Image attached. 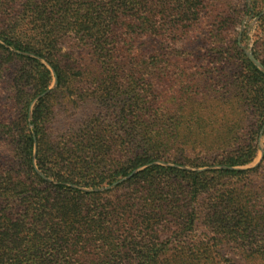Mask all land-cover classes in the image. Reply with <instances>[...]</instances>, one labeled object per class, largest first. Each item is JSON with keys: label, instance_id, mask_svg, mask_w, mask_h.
I'll use <instances>...</instances> for the list:
<instances>
[{"label": "trees", "instance_id": "1", "mask_svg": "<svg viewBox=\"0 0 264 264\" xmlns=\"http://www.w3.org/2000/svg\"><path fill=\"white\" fill-rule=\"evenodd\" d=\"M257 9L241 2L240 10L222 18L203 0H0V40L33 55L0 45V81L6 68L16 65L8 90L0 88V99L9 100L0 105V264L229 261L221 255L226 246H192L200 225L217 239L239 243L227 253L243 264H264V245L252 242L257 229L264 234V152L262 163L252 169L189 172L148 165L116 187L100 190L153 161L183 164L185 148L196 150L192 142L167 134L170 126L163 118L178 111L166 107L176 99L175 90L159 86L160 93L148 91L166 80L178 87L179 77L199 82L209 63L240 68L247 79L233 84H239V99L249 102L250 121L258 123L238 139L225 137L213 152H219L223 166L254 158L264 121V75L237 47L232 17L234 12L258 15ZM258 21L262 38L254 50L259 58V52L264 55V14ZM199 24L206 27L209 42L201 43L203 49L209 44V54L200 56L211 62L197 66L190 50ZM226 29L232 41H222ZM63 43L77 53V63L62 62ZM36 58L51 67L56 86L34 104L28 123L29 104L52 79ZM78 82L99 92L98 104L118 106L105 123L95 111L84 114L79 131L67 127L59 141L51 128L50 101L55 92L68 93ZM142 84L147 91H139ZM123 86L131 94L125 100L114 103L113 95L106 96L108 89ZM253 177H260L262 189L250 185ZM203 200L208 201L201 206Z\"/></svg>", "mask_w": 264, "mask_h": 264}, {"label": "rangeland", "instance_id": "2", "mask_svg": "<svg viewBox=\"0 0 264 264\" xmlns=\"http://www.w3.org/2000/svg\"><path fill=\"white\" fill-rule=\"evenodd\" d=\"M204 3H212L215 7L218 8L217 14L225 18L226 15L232 14L234 8L240 10L241 2H246L249 7L250 4H254L257 10L261 9L258 15H253V13L243 15L234 12V16L232 19L234 22L233 31L236 32V45L239 50L242 52L243 57L249 61L260 73L264 75V65L261 60H264V55L259 52V58L255 56V44L261 41L262 38V27L259 24V18L262 14H264V0H203ZM222 15V16H221ZM200 16V13L198 17ZM241 17V19H240ZM209 20V18H206ZM199 20L203 21L204 16L199 17ZM225 20V19H224ZM193 44L194 46L190 50L193 53V60H195L197 66L205 62H211L210 59L206 57H201L204 53L209 54V44L204 47H201V43L208 42L205 40L207 36H205V32L207 31L206 27L203 24H199L197 28L194 29ZM229 29L224 30L221 35L222 41L230 40L231 37L228 36ZM209 43V42H208ZM0 45L7 48L10 52H13L18 55L30 56L32 54L22 53L16 51L6 44H4L0 40ZM61 50V60L64 64H72L73 62L77 63V59L79 56L73 49H70L67 43H63ZM188 50V49H187ZM207 53H206V52ZM234 54V59L231 62H235L237 57L235 53L232 51L230 55ZM209 56V55H208ZM240 58V56H239ZM41 64H43L47 70H49L52 79L50 86L41 94L37 95L29 104L28 112H27V121L31 122L32 119V108L34 104L42 97L47 95L49 92L53 91L56 86V78L51 67L41 58H36ZM238 63V61H237ZM16 68L15 64H11L6 68L3 78L0 81V88L3 91L8 90V83L10 82V76L12 71ZM195 70L198 71L197 67H194ZM194 72V71H191ZM240 68L236 67V65H229L228 63H223L221 67H213L212 63L208 64V70L204 74V79L199 82L191 83L190 77L178 78L179 85L178 87L173 86L168 83H157L151 86V90L149 93H160V87H163L162 90H175L174 96L176 99H170L167 101L166 107L169 108V104L174 110H178L177 112H170L164 116V121L170 126L167 128V134L176 135V138L181 137L184 141L196 146V150H192L189 148H185L183 159L181 163L177 164L173 162H164V161H153L150 164L140 166L132 170V172L128 176H124L119 178L118 180L112 182L110 185L103 186L100 190H107L116 187L118 184L124 182L132 175L141 171L148 165L155 166H163V167H172L177 168L189 172H204L208 170H246L258 167L262 163L263 152H264V141L262 139V133L264 131V121L261 125V128L258 132V136L256 137V147L257 151L254 158L245 165L240 166H223L219 164V152H213L214 146H219V143L227 136L232 137L234 135V139H238V137L242 134L248 132L251 126H258V123H252L250 120L252 119L253 113L249 111V102L244 101L246 97H242L239 99L238 97V89L237 85L233 84V81L241 79H247L243 77L240 73ZM186 75H189L186 73ZM143 80H147L145 75L142 76ZM174 77H170L169 79H173ZM183 79V80H182ZM185 79V80H184ZM151 80V78L149 79ZM155 80V79H154ZM157 82V81H156ZM170 88V89H169ZM124 86L122 88L112 87L108 89L105 93L106 96H114L112 102L118 103L127 98L129 94V90L123 91ZM131 92L133 93V88L131 87ZM139 91L144 92L147 91L144 85L139 86ZM98 93H93V89L89 88L87 83H76L71 89L70 92H55L52 95L50 105L52 108L51 114V128L55 138L59 139L60 136L65 134V130L67 127L72 128L76 133L79 131L80 124L84 118V114H88L91 112H96L100 115L105 123V118L108 120V117L112 116V109L117 108L118 104L110 107L111 109L106 108L105 106L98 104L96 100V96ZM95 96V97H94ZM9 102L6 96H3L0 99V105H5ZM111 100L108 101L109 104L112 103ZM247 106V108H246ZM170 107V108H171ZM114 111V110H113ZM185 111L183 117L178 115V112ZM116 112V111H115ZM117 118V114L114 115ZM171 118V119H168ZM170 120V121H169ZM255 124L256 126L252 125ZM29 128L32 129V125L29 124ZM34 139V137H33ZM217 139V142H215ZM216 144V145H214ZM35 139L33 142V152L32 157L35 156ZM191 145V144H190ZM213 146V147H211ZM179 158V157H178ZM205 160V161H204ZM203 162H206L207 165L201 166ZM34 163V162H33ZM205 163V164H206ZM76 164V163H75ZM36 169V168H35ZM37 171V169H36ZM41 177L43 175L40 172H37ZM263 175V174H262ZM44 178V177H43ZM260 177H253L250 180V185L253 186L254 189H262L261 187ZM74 188L82 189V190H90L88 188L79 187L76 185H70ZM249 188V185H247ZM208 200H203L201 206L207 204ZM200 203V202H199ZM191 244L192 246H226L225 249L222 248L221 255L226 256L229 261L223 262V264H243L237 257H233L231 254L227 253L232 246H240L239 243L236 242H227V240L222 237H215L214 233L205 228L203 225L196 227L195 233L191 236ZM216 239V240H215ZM253 246H263L264 245V234L262 231L257 229L254 232L253 237ZM229 248V249H228ZM234 250V249H233ZM231 251V250H230ZM232 252V251H231Z\"/></svg>", "mask_w": 264, "mask_h": 264}]
</instances>
